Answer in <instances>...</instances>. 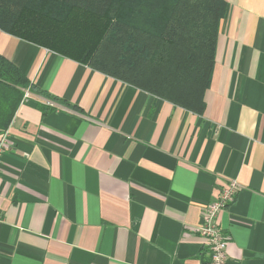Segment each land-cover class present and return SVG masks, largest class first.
Instances as JSON below:
<instances>
[{"label": "crops", "instance_id": "crops-1", "mask_svg": "<svg viewBox=\"0 0 264 264\" xmlns=\"http://www.w3.org/2000/svg\"><path fill=\"white\" fill-rule=\"evenodd\" d=\"M225 1L200 112L0 28L69 103L31 93L0 133V264H206L203 208L234 180L227 264H264V0Z\"/></svg>", "mask_w": 264, "mask_h": 264}, {"label": "trees", "instance_id": "trees-1", "mask_svg": "<svg viewBox=\"0 0 264 264\" xmlns=\"http://www.w3.org/2000/svg\"><path fill=\"white\" fill-rule=\"evenodd\" d=\"M226 13L225 0H0V28L200 112ZM26 92L69 105L0 54V133Z\"/></svg>", "mask_w": 264, "mask_h": 264}, {"label": "built area", "instance_id": "built-area-1", "mask_svg": "<svg viewBox=\"0 0 264 264\" xmlns=\"http://www.w3.org/2000/svg\"><path fill=\"white\" fill-rule=\"evenodd\" d=\"M30 95L26 92L25 97ZM5 142L0 143V155L5 148ZM240 185L237 181L230 183L223 188L220 197L205 205L202 213V220L198 227V232L203 237V243L207 246L210 253V261L206 264H227L228 255L226 252L229 237L224 233L218 223L220 213L234 203ZM2 215L0 212V222Z\"/></svg>", "mask_w": 264, "mask_h": 264}, {"label": "rangeland", "instance_id": "rangeland-1", "mask_svg": "<svg viewBox=\"0 0 264 264\" xmlns=\"http://www.w3.org/2000/svg\"><path fill=\"white\" fill-rule=\"evenodd\" d=\"M221 21H222V19H221ZM221 21H220V25H221Z\"/></svg>", "mask_w": 264, "mask_h": 264}]
</instances>
